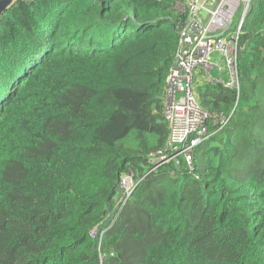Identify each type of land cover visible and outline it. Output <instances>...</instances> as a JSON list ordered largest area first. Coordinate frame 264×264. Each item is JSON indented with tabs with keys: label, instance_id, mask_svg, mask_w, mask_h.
I'll use <instances>...</instances> for the list:
<instances>
[{
	"label": "trees",
	"instance_id": "1",
	"mask_svg": "<svg viewBox=\"0 0 264 264\" xmlns=\"http://www.w3.org/2000/svg\"><path fill=\"white\" fill-rule=\"evenodd\" d=\"M179 1L18 0L1 16L0 264H264V0L244 21L240 91L196 84L232 113L196 147L199 178L169 164L110 210L169 136Z\"/></svg>",
	"mask_w": 264,
	"mask_h": 264
},
{
	"label": "built area",
	"instance_id": "2",
	"mask_svg": "<svg viewBox=\"0 0 264 264\" xmlns=\"http://www.w3.org/2000/svg\"><path fill=\"white\" fill-rule=\"evenodd\" d=\"M253 1L185 0L176 4L180 15L178 45L165 89L164 116L169 136L162 147L146 156V172L138 175L130 168L121 174L112 208L114 216L122 210L137 185L164 166L173 164V176L188 172L199 178L194 164L196 147L211 136V125L222 129L231 120L232 113L203 106L196 84H218L240 91V39ZM103 232L95 228L92 236L101 237Z\"/></svg>",
	"mask_w": 264,
	"mask_h": 264
},
{
	"label": "water",
	"instance_id": "3",
	"mask_svg": "<svg viewBox=\"0 0 264 264\" xmlns=\"http://www.w3.org/2000/svg\"><path fill=\"white\" fill-rule=\"evenodd\" d=\"M18 0H0V18L6 10L11 8ZM115 192H113L114 194ZM113 208V204H110V210Z\"/></svg>",
	"mask_w": 264,
	"mask_h": 264
},
{
	"label": "rangeland",
	"instance_id": "4",
	"mask_svg": "<svg viewBox=\"0 0 264 264\" xmlns=\"http://www.w3.org/2000/svg\"><path fill=\"white\" fill-rule=\"evenodd\" d=\"M239 17V14L237 15L236 19Z\"/></svg>",
	"mask_w": 264,
	"mask_h": 264
},
{
	"label": "crops",
	"instance_id": "5",
	"mask_svg": "<svg viewBox=\"0 0 264 264\" xmlns=\"http://www.w3.org/2000/svg\"><path fill=\"white\" fill-rule=\"evenodd\" d=\"M116 200V199H115Z\"/></svg>",
	"mask_w": 264,
	"mask_h": 264
}]
</instances>
